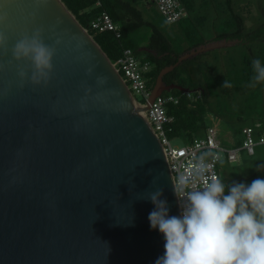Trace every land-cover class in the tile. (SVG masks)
<instances>
[{"label": "water", "instance_id": "obj_1", "mask_svg": "<svg viewBox=\"0 0 264 264\" xmlns=\"http://www.w3.org/2000/svg\"><path fill=\"white\" fill-rule=\"evenodd\" d=\"M0 15V264H155L164 238L147 195L161 187L169 214L180 207L163 146L121 75L62 0H0ZM36 29L55 49L47 83H33L31 63L11 52ZM234 44L181 56L149 102L190 92L164 77Z\"/></svg>", "mask_w": 264, "mask_h": 264}, {"label": "clouds", "instance_id": "obj_2", "mask_svg": "<svg viewBox=\"0 0 264 264\" xmlns=\"http://www.w3.org/2000/svg\"><path fill=\"white\" fill-rule=\"evenodd\" d=\"M5 19L0 15V24ZM42 32L23 34L11 49L15 60L31 63L36 84L47 83L55 55ZM7 39L0 31V49L7 47ZM251 67L255 87L264 82V62L253 59ZM225 86L231 85L225 81ZM207 172L208 165L201 163L196 167L199 182L187 176L178 180L175 190L183 201L179 215L169 214L161 187L148 193L154 205L148 215L150 227L164 238V253L155 264H264V179L226 183L217 175L205 178Z\"/></svg>", "mask_w": 264, "mask_h": 264}, {"label": "trees", "instance_id": "obj_3", "mask_svg": "<svg viewBox=\"0 0 264 264\" xmlns=\"http://www.w3.org/2000/svg\"><path fill=\"white\" fill-rule=\"evenodd\" d=\"M69 11L76 17L79 23L89 29V34L94 38L96 43L102 48L112 63L119 61L125 49H131L138 57L144 55L145 62H149L152 66L150 72L152 90L161 71L167 67L175 66L181 57L176 54L171 42L156 27H153V33L147 46L140 50H134L126 43V39L130 34L143 26L146 22L143 20L141 11L131 3L124 0H102V8H97L96 0H62ZM135 2L137 0H134ZM229 9H232L229 6ZM106 11L119 26L122 34L118 39L112 32L96 33L90 30V24L102 13ZM233 27L223 29L222 32H216L213 41H238L240 44L249 46L251 44L260 43V55H254L251 51L250 56H246L241 66L232 67V76L225 78L209 77V73L213 70L206 62L201 61V56H196L188 61L183 62L176 67L174 71L164 77V82L170 85H178L192 92V96L188 97L184 92L174 90L170 94L178 96L180 102L178 105H170L168 114L174 118V122L170 125V138L182 140L185 144H190L195 138H202L206 135L210 126L211 115H217L214 106V98L220 93L231 97L234 90L235 96H247V106L239 110L238 120L243 119V113L246 111L252 113L257 112V123L263 125L264 133V108L262 110H254L255 96L261 95L264 88V82L251 86V78L253 75L251 62L253 59L259 58L264 62V31L262 28L247 31L245 20L242 16L232 14L226 25ZM229 26V25H228ZM189 40L192 39V33L187 32ZM208 40H202L192 45L186 52H190L202 45L207 44ZM148 49L149 51H145ZM143 50V51H142ZM156 54V55H155ZM208 53L204 55L209 56ZM206 60V59H205ZM225 81L231 86L226 87ZM220 91V92H219ZM168 93H165L167 95ZM219 106L220 102L218 101ZM261 109V108H260ZM254 125V126H255ZM235 135L242 137L244 128L239 124L232 125ZM261 132V133H262ZM258 132V134H261ZM243 138V137H242ZM243 144V140H242ZM237 147V146H235ZM223 180V179H222ZM225 181V180H224ZM226 182V181H225ZM240 182V181H236ZM229 183V182H227Z\"/></svg>", "mask_w": 264, "mask_h": 264}, {"label": "rangeland", "instance_id": "obj_4", "mask_svg": "<svg viewBox=\"0 0 264 264\" xmlns=\"http://www.w3.org/2000/svg\"><path fill=\"white\" fill-rule=\"evenodd\" d=\"M131 3L141 11L143 20L146 22L143 26L132 32L126 39V43L134 50H140L147 46L153 33V27L159 29L171 42L176 54L183 56L187 54V50L199 41H209L207 44L215 43L213 37L216 32H222L223 29L233 27L227 24L232 14L242 16L245 20L247 31L262 28L264 31V0H181L188 10L190 17L184 19L177 24H169L160 14L156 5L149 0H124ZM229 6L232 9H229ZM229 25V26H228ZM192 33V39L189 40L187 32ZM229 41V40H228ZM203 46V45H202ZM260 43L245 46L235 41L231 47L210 51L209 56L202 55L201 61L213 69L209 73V77H225L232 76V67L241 66L246 56H250L252 51L254 55H260ZM208 53V52H207ZM144 59V55L138 56ZM206 59V60H205ZM220 92V91H219ZM225 96L218 93L214 98V106L217 115H211L210 125L215 126L219 133V139L222 146L231 149L242 146L243 138L235 135L232 125L239 124L244 129L253 127L257 121V112H248L245 110L243 119L238 120L239 110L247 106V96ZM168 93V92H167ZM170 94V93H168ZM139 101H142L138 97ZM220 102V106L219 103ZM254 110H262L264 108V88L257 97L255 96ZM261 108V109H260ZM255 142H259V134L256 133ZM174 146H184L182 140L176 139L172 141ZM259 170V171H258ZM218 172L222 179L227 182L240 181L251 183L252 180L260 178L264 179V145H258L255 148V155H250L246 151L240 152V161L231 163L226 155H223L218 164Z\"/></svg>", "mask_w": 264, "mask_h": 264}, {"label": "built area", "instance_id": "obj_5", "mask_svg": "<svg viewBox=\"0 0 264 264\" xmlns=\"http://www.w3.org/2000/svg\"><path fill=\"white\" fill-rule=\"evenodd\" d=\"M149 1L156 5L160 14L169 24H177L190 17L181 0ZM95 6L102 8V0H96ZM89 28L96 33L112 32L118 39H121L122 36L119 26L106 11L102 12L90 24ZM113 64L130 90L135 105L141 109L163 146L170 164L175 189L178 180L186 176L199 182L200 177L196 175V167L201 163L208 165V172L204 174L205 178L217 175L222 179L218 172V164L223 155H226L231 163H237L240 161L241 151L244 150L250 155H255L256 146L264 145L263 125L257 123L255 126L243 130V144L240 148H224L219 139L217 128L212 125L209 126L204 137L195 138L192 143L184 146H174L172 141L176 139H171L169 136L170 125L174 122V118L168 114V107L172 104L178 105L180 98L164 93L153 104L149 102L153 91L150 77L152 66L149 62L138 58L133 50L125 49L122 58ZM184 94L188 97L192 96V92H184ZM138 97L142 101H139ZM143 105H147V107L144 109ZM258 132L262 133L259 134V142L256 143L254 137ZM178 202L180 207V203L183 204V201L178 199Z\"/></svg>", "mask_w": 264, "mask_h": 264}, {"label": "flooded vegetation", "instance_id": "obj_6", "mask_svg": "<svg viewBox=\"0 0 264 264\" xmlns=\"http://www.w3.org/2000/svg\"><path fill=\"white\" fill-rule=\"evenodd\" d=\"M146 50H148V49H146ZM149 51V50H148Z\"/></svg>", "mask_w": 264, "mask_h": 264}]
</instances>
